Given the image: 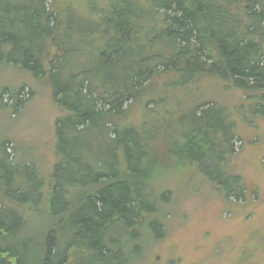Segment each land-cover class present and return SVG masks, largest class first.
I'll list each match as a JSON object with an SVG mask.
<instances>
[{
	"label": "trees",
	"instance_id": "16d2710c",
	"mask_svg": "<svg viewBox=\"0 0 264 264\" xmlns=\"http://www.w3.org/2000/svg\"><path fill=\"white\" fill-rule=\"evenodd\" d=\"M0 67L64 113L48 173L0 142V264H142L187 172L249 199L218 177L237 136L214 99L262 115L264 0H0Z\"/></svg>",
	"mask_w": 264,
	"mask_h": 264
},
{
	"label": "rangeland",
	"instance_id": "374dc122",
	"mask_svg": "<svg viewBox=\"0 0 264 264\" xmlns=\"http://www.w3.org/2000/svg\"><path fill=\"white\" fill-rule=\"evenodd\" d=\"M22 86L17 112L0 108V142L9 138V151L23 161H34L45 174L56 160V120L64 113L48 87L24 73L0 67V93L6 92L1 100L7 106L4 110L15 104V94ZM233 93L220 91L216 99L215 94L206 93L217 102L214 111L236 123L231 129L237 136L232 141L233 154L222 161L216 158L218 177L224 189H244L249 199L237 198L238 193L220 194L199 173L173 177L167 183L173 193L167 237L142 264H171L173 258L179 264H264V108L258 115L255 104H242L244 94ZM242 105L240 115L236 110Z\"/></svg>",
	"mask_w": 264,
	"mask_h": 264
}]
</instances>
